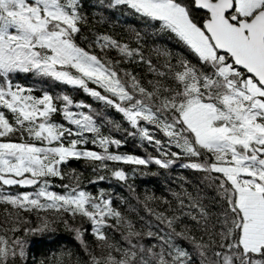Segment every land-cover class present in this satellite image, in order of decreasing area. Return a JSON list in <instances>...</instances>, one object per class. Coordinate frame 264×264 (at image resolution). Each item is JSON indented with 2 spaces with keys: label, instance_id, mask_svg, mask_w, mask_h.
<instances>
[{
  "label": "snow or ice",
  "instance_id": "1",
  "mask_svg": "<svg viewBox=\"0 0 264 264\" xmlns=\"http://www.w3.org/2000/svg\"><path fill=\"white\" fill-rule=\"evenodd\" d=\"M82 7V0H0V205L9 220L0 227V264L27 262L25 242L15 235L27 223L21 212L53 210L87 221L95 240L90 246L88 229L74 228L85 259L67 253L58 264H191L177 238L192 245L201 264H264V0H110L109 8L130 10L154 34L166 33L182 45L179 56L153 47L155 59L145 54L149 34L138 30L135 47L111 35L81 46ZM124 61L146 65L151 78L122 69ZM17 73L82 90L119 113L126 133L159 155L120 153L121 140L104 134L103 113L68 94L36 96L13 82ZM57 114L62 122L54 120ZM81 158L105 167L161 168L183 159V168L203 177L195 194L187 188L172 194L175 207L165 199L164 210L149 209L159 226L145 232L110 196L80 187L74 173L68 179L75 183L51 190L49 178L63 181L62 165ZM111 173L128 179L123 169ZM14 187L34 190H7ZM204 188L216 193L212 202ZM109 228L126 230L122 242L110 238ZM98 247L107 252L97 255Z\"/></svg>",
  "mask_w": 264,
  "mask_h": 264
},
{
  "label": "trees",
  "instance_id": "2",
  "mask_svg": "<svg viewBox=\"0 0 264 264\" xmlns=\"http://www.w3.org/2000/svg\"><path fill=\"white\" fill-rule=\"evenodd\" d=\"M82 4V15H84L85 21L80 25L81 33L77 40L81 46L87 48L89 44L93 43L97 35H111L122 43L126 42L135 47L134 33L138 30L149 34L145 54L151 55L153 59L156 58L155 52L152 51L153 47L168 48L176 56L181 54L182 45H179L173 37L163 32L154 34V30L147 27L145 22L130 10L124 7L109 8V2L104 0H82ZM153 40H155V45L152 43ZM91 51L98 55H103L98 48H92ZM109 54L113 59H119L115 52ZM120 67L135 73L144 80L151 78L146 65L124 61L120 64ZM12 80L13 82L16 81V84L32 89L33 94L36 96H41L44 92H49L54 97L68 94L75 102L83 101L91 104L94 111L103 113L100 123L103 125L104 134L112 135L114 138L121 140L122 146L118 150L120 153L134 154L142 158L159 155L153 146L147 144L146 141H142L139 136H132L126 133L125 129L128 126L124 123L119 113L101 102L95 101L84 94L82 90L71 88L51 78L38 76L33 73L13 74ZM29 80H32L33 86L29 82L26 83ZM54 120L62 122V116L57 114L54 116ZM108 121L113 123L109 124ZM115 124H119L121 127L117 129L114 127ZM88 147L92 148L93 146L89 143ZM112 151H117L115 146H113ZM184 163H186L185 160L179 159L170 167L161 168L155 163L137 166L108 162L107 167H105L99 162L93 163L83 158L71 159L62 165L66 178L63 181L59 178H49V182L51 190L62 192L64 190L60 187L61 184L75 183V181L68 179L74 173L79 180L80 187L93 195L98 196L103 193L106 196H110L113 200V206L120 210L126 219L132 220L138 229L142 228L146 232L148 225H151L153 229L159 226L158 221L149 212V209L153 212L164 210L163 201L165 199L175 207L176 202L173 198V193H181L184 188H187L188 191H192L195 194L196 188L201 186L203 174L183 168L181 165ZM94 168L95 171L93 170ZM114 168L123 169L128 176L127 181H119L113 177L111 170ZM7 190L23 192L33 191L34 189L14 187ZM203 191L207 200L212 202L216 193L207 188H204ZM148 196H154L156 199L147 200ZM5 207L0 205V227H6L9 224V220L6 219ZM217 209L218 205L213 207L212 210L216 211ZM9 210H11L10 206ZM168 214L170 215V212ZM141 217H143V221H141ZM20 219L27 221V223L21 224L20 230L15 235L25 242L26 264H58L62 254L67 253H72L74 258L85 259L83 246L76 239L73 230L77 227L88 229L85 232V239L90 246L95 247V240L91 235L88 222L81 220L79 217L75 220L71 216L61 218L53 210L21 212ZM65 219L68 221L67 225L63 222ZM183 223L189 226L193 224L187 218H185ZM182 228L183 225H180L177 230L180 231ZM24 229H29V231ZM106 231L111 239L122 242L120 233L126 230L109 228ZM194 234L199 236L200 232L194 229ZM144 242L150 244L155 241L145 238ZM177 243L188 249L192 256L191 264H201V258L187 240L177 238ZM96 251L97 255H103L107 252V249L98 247ZM64 259L67 260L66 255H64Z\"/></svg>",
  "mask_w": 264,
  "mask_h": 264
},
{
  "label": "rangeland",
  "instance_id": "3",
  "mask_svg": "<svg viewBox=\"0 0 264 264\" xmlns=\"http://www.w3.org/2000/svg\"><path fill=\"white\" fill-rule=\"evenodd\" d=\"M104 1H106V2H110V0H104ZM36 81H37V80H36ZM15 82H16V81H15ZM15 82H14V83H15ZM28 82L31 84V86H33V83H31L32 80H29V81H27L26 83H28Z\"/></svg>",
  "mask_w": 264,
  "mask_h": 264
},
{
  "label": "water",
  "instance_id": "4",
  "mask_svg": "<svg viewBox=\"0 0 264 264\" xmlns=\"http://www.w3.org/2000/svg\"><path fill=\"white\" fill-rule=\"evenodd\" d=\"M21 189H29V188H21Z\"/></svg>",
  "mask_w": 264,
  "mask_h": 264
}]
</instances>
